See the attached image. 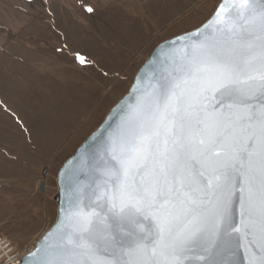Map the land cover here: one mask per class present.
Here are the masks:
<instances>
[{
	"label": "snow or ice",
	"instance_id": "obj_1",
	"mask_svg": "<svg viewBox=\"0 0 264 264\" xmlns=\"http://www.w3.org/2000/svg\"><path fill=\"white\" fill-rule=\"evenodd\" d=\"M158 48L31 264H264V0H221ZM136 217L149 226L126 231Z\"/></svg>",
	"mask_w": 264,
	"mask_h": 264
},
{
	"label": "rangeland",
	"instance_id": "obj_2",
	"mask_svg": "<svg viewBox=\"0 0 264 264\" xmlns=\"http://www.w3.org/2000/svg\"><path fill=\"white\" fill-rule=\"evenodd\" d=\"M219 1L0 0L1 236L35 246L55 221L63 162L152 50L200 27Z\"/></svg>",
	"mask_w": 264,
	"mask_h": 264
},
{
	"label": "water",
	"instance_id": "obj_3",
	"mask_svg": "<svg viewBox=\"0 0 264 264\" xmlns=\"http://www.w3.org/2000/svg\"><path fill=\"white\" fill-rule=\"evenodd\" d=\"M220 3L221 0L218 2L217 6L215 7L210 17L203 24L207 23L212 18L214 12L216 11ZM194 30L187 33H193ZM182 35L183 34L173 37L169 39V41L181 37ZM185 39L187 38L185 37ZM158 45L152 50L148 58L144 61V63L140 66V68L136 72L127 92L108 111V113L106 114L102 122L98 125V127L87 136V138L77 147L75 152L68 159H66L61 165L60 169L56 174L57 192L54 200L57 208H56L55 221L52 224V226L36 242L33 249L23 257L20 264H31V260L33 259V257L30 254L36 251L38 245L40 244V242L48 232L54 231L59 226V220L62 214L61 210L68 206L65 197L64 187L68 183V174L74 172L77 168L76 160L79 158V156L83 155L85 152L93 151L95 147H97L100 143H102L104 140L107 139V136L111 132V130L114 129L119 124L121 116L123 115L122 109H125L128 104H134L137 95L139 94V90L146 89L148 87V82L152 78V70L149 65L153 56H155L157 53L161 51H163L165 55L170 54L171 52L170 49L161 50L160 48H158ZM91 180H92L91 176H86L82 179L81 183L86 185L90 183ZM148 226H149V221L145 220L143 217H136L134 220L126 221L123 225L126 231L133 233L137 232L140 228H147ZM240 258L243 259L242 254Z\"/></svg>",
	"mask_w": 264,
	"mask_h": 264
},
{
	"label": "built area",
	"instance_id": "obj_4",
	"mask_svg": "<svg viewBox=\"0 0 264 264\" xmlns=\"http://www.w3.org/2000/svg\"><path fill=\"white\" fill-rule=\"evenodd\" d=\"M33 247L19 249L13 242L0 235V264H20Z\"/></svg>",
	"mask_w": 264,
	"mask_h": 264
}]
</instances>
